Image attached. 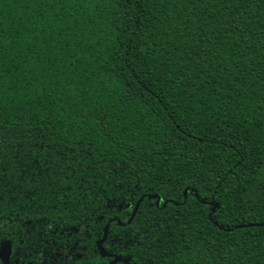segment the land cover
Returning a JSON list of instances; mask_svg holds the SVG:
<instances>
[{
  "label": "trees",
  "instance_id": "trees-1",
  "mask_svg": "<svg viewBox=\"0 0 264 264\" xmlns=\"http://www.w3.org/2000/svg\"><path fill=\"white\" fill-rule=\"evenodd\" d=\"M1 243L264 264V0H0Z\"/></svg>",
  "mask_w": 264,
  "mask_h": 264
},
{
  "label": "flooded vegetation",
  "instance_id": "flooded-vegetation-1",
  "mask_svg": "<svg viewBox=\"0 0 264 264\" xmlns=\"http://www.w3.org/2000/svg\"><path fill=\"white\" fill-rule=\"evenodd\" d=\"M0 249H1V252L3 253V257L6 258L8 256V250H10V248L6 250V248H4V244L1 243ZM4 258L2 259V257H0V264H2V260H4ZM6 264H9V261H7Z\"/></svg>",
  "mask_w": 264,
  "mask_h": 264
},
{
  "label": "water",
  "instance_id": "water-1",
  "mask_svg": "<svg viewBox=\"0 0 264 264\" xmlns=\"http://www.w3.org/2000/svg\"><path fill=\"white\" fill-rule=\"evenodd\" d=\"M141 200V199H140ZM139 202L140 201H138L137 202V204H136V206H135V209H134V211H133V213H132V217L130 218V220L129 221H131L132 220V218H133V216H134V214L136 213V211H137V207H138V205H139ZM261 225H263V224H261ZM105 234H106V231H105ZM105 237V236H104ZM104 237H103V239H104ZM4 248H6V250H8L9 249V246L8 245H6V246H4ZM101 252H103L102 250H101ZM4 258V257H3ZM2 258V259H3ZM4 261H6V263H7V261H8V258L6 257V258H4ZM5 263V264H6ZM112 264H114V262L112 263Z\"/></svg>",
  "mask_w": 264,
  "mask_h": 264
},
{
  "label": "rangeland",
  "instance_id": "rangeland-1",
  "mask_svg": "<svg viewBox=\"0 0 264 264\" xmlns=\"http://www.w3.org/2000/svg\"><path fill=\"white\" fill-rule=\"evenodd\" d=\"M0 257L3 258V253L1 252V249H0ZM5 263H6V261L2 260V264H5Z\"/></svg>",
  "mask_w": 264,
  "mask_h": 264
}]
</instances>
